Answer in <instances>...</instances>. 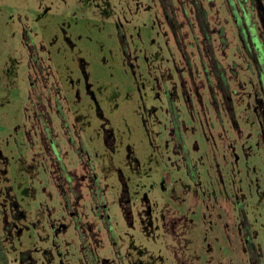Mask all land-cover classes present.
<instances>
[{
	"label": "rangeland",
	"instance_id": "obj_1",
	"mask_svg": "<svg viewBox=\"0 0 264 264\" xmlns=\"http://www.w3.org/2000/svg\"><path fill=\"white\" fill-rule=\"evenodd\" d=\"M218 1L208 23L229 32ZM168 2L0 0L5 264H249L240 231L264 264L253 78L229 80L223 106L194 0ZM212 46L219 65L244 64Z\"/></svg>",
	"mask_w": 264,
	"mask_h": 264
},
{
	"label": "flooded vegetation",
	"instance_id": "obj_2",
	"mask_svg": "<svg viewBox=\"0 0 264 264\" xmlns=\"http://www.w3.org/2000/svg\"><path fill=\"white\" fill-rule=\"evenodd\" d=\"M163 1L164 6L168 8V0ZM216 1L217 0H194V8L192 11L194 20L192 28H195L196 32L200 34L203 40V54H205L208 59L205 72L207 79L205 80L212 81L214 86L207 83L208 89L211 91L212 96L214 94L213 91H217L224 104L223 106L228 108V99L230 98L228 81L234 82V85L238 87L240 85V81H238L237 78L239 72H249V74H251L250 76L253 78V81L249 80V83L252 89H257L256 92H252L256 103L255 108L264 119V0H219L218 2L221 8L223 7L228 18V20L224 22L229 24V32L224 28H220V30L216 28L212 29L208 23L204 7L212 8L216 5ZM169 23L173 28L174 25L170 20ZM214 39L224 50L232 46L233 49L236 50V56L241 62L243 61L244 64L237 65L235 63H229L222 66L214 61L212 59V40ZM227 74L229 75L228 79L226 77ZM83 168L86 170V174L83 176V181H86V190L92 192L94 182L91 169H89V165L85 162H83ZM73 191H77L80 195L79 184L74 187ZM92 200L94 201L93 197ZM121 202L125 201L122 200ZM2 224L3 232L12 229L6 221ZM7 227L10 229H7ZM239 235L242 238L243 248L249 264H260L259 248L251 244L254 235H250V233L244 231H240ZM4 240L6 241L7 238ZM8 252H10V249H4L2 241H0V264L1 262L4 264L8 262Z\"/></svg>",
	"mask_w": 264,
	"mask_h": 264
}]
</instances>
